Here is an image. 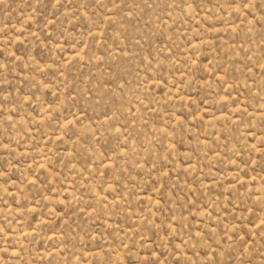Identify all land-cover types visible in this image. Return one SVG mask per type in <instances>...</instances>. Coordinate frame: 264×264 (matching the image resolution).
I'll return each mask as SVG.
<instances>
[{"label": "rangeland", "instance_id": "374dc122", "mask_svg": "<svg viewBox=\"0 0 264 264\" xmlns=\"http://www.w3.org/2000/svg\"><path fill=\"white\" fill-rule=\"evenodd\" d=\"M0 264H264V0H0Z\"/></svg>", "mask_w": 264, "mask_h": 264}]
</instances>
